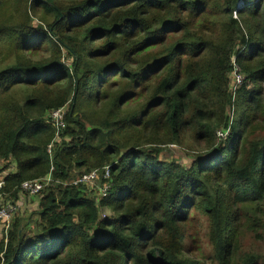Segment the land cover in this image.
<instances>
[{"label": "trees", "instance_id": "trees-1", "mask_svg": "<svg viewBox=\"0 0 264 264\" xmlns=\"http://www.w3.org/2000/svg\"><path fill=\"white\" fill-rule=\"evenodd\" d=\"M232 59L245 80L218 140ZM169 145L199 155L161 161ZM0 163L13 200L51 168L110 165L113 183L105 219L84 190L45 189L0 264H200L185 251L202 218L214 264H264L239 232L264 233V0H0Z\"/></svg>", "mask_w": 264, "mask_h": 264}, {"label": "built area", "instance_id": "built-area-1", "mask_svg": "<svg viewBox=\"0 0 264 264\" xmlns=\"http://www.w3.org/2000/svg\"><path fill=\"white\" fill-rule=\"evenodd\" d=\"M245 80V76L242 73L239 66L236 64L235 60L231 61V71L229 73V84L228 90L230 94V104L228 105L226 111L227 117V128L221 129L216 132V138L218 140H225L229 134L230 127L235 121L236 117V100L238 92L242 87ZM64 107L52 111L48 114L47 122L55 129L56 136L53 139L55 142L58 139L60 132L65 128L64 116L65 111ZM51 142L48 146V155H52V146L54 142ZM52 168L50 169L49 174L46 177L34 180L23 181L19 188L18 193L22 196L35 197L40 195L45 189L52 186H62V187H75L84 190L87 194L89 192H96V196L92 198L94 200L95 206L99 209L100 219H105L106 216L101 214L100 208L101 202L110 196L113 183L111 178V166L106 165L98 169L82 173L77 176L75 179L69 182H61L59 180H54L52 176ZM4 182L0 180V224L4 231L5 237L4 242H6L7 233L9 231V226L11 219L14 213L18 210L19 206L17 204V199L12 202L5 201L6 197L10 196V193H5L3 191ZM18 195V196H19ZM90 196V195H89Z\"/></svg>", "mask_w": 264, "mask_h": 264}, {"label": "rangeland", "instance_id": "rangeland-1", "mask_svg": "<svg viewBox=\"0 0 264 264\" xmlns=\"http://www.w3.org/2000/svg\"><path fill=\"white\" fill-rule=\"evenodd\" d=\"M235 16V14H233ZM66 112V109H64ZM51 113V112H50ZM236 119V117H235ZM65 124V122H64ZM56 136V132L54 129V136L53 139ZM53 141V140H52ZM186 143H188L186 141ZM50 145V144H49ZM48 145V146H49ZM47 146V150H48ZM199 155V152H192L187 150L185 147L180 146H173L169 145L166 148L162 150L161 156L159 157L161 161L165 162H176L183 167H189L196 159V157ZM4 163H0V177H3L5 174H7V171H2ZM10 169L13 170V167L10 166V164H7ZM90 197L94 198L96 196V192H89ZM39 196L35 197H28V196H22L19 195L17 201V204L19 206L18 210L14 213L10 226L12 222L15 219H20L23 222H33L36 219V214L38 212V205H39ZM13 199H9V197H6L5 201L12 202L15 201ZM101 214L105 215L106 217L110 216V212L106 208H100ZM28 219V220H27ZM202 227L195 226L196 222H189L188 225L193 226L194 232H192L189 237L192 241H186V251L185 254L191 258L199 262L200 264H214L212 259V249L208 238V224L206 218H202L200 220ZM27 224V223H26ZM9 226V227H10ZM239 232L243 234L242 237V245H243V251H250V252H256L262 256H264V233H258L255 237H259L257 240H252V236L254 235L253 232L247 233L245 229L241 228L239 229ZM5 234L0 224V242L4 239Z\"/></svg>", "mask_w": 264, "mask_h": 264}]
</instances>
